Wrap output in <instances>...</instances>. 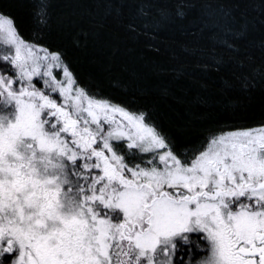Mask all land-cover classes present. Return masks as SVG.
<instances>
[{"label":"snow or ice","instance_id":"snow-or-ice-1","mask_svg":"<svg viewBox=\"0 0 264 264\" xmlns=\"http://www.w3.org/2000/svg\"><path fill=\"white\" fill-rule=\"evenodd\" d=\"M53 6L0 0V264H264V113L259 127L197 128L190 112L181 140L163 108L188 93L164 77L184 66L117 64L108 35L114 22L155 39L193 16L207 47L185 51L221 79L193 106L234 109L257 88L264 100V0H63L55 29ZM90 45L89 64L125 74L109 82L119 98L77 75L71 57Z\"/></svg>","mask_w":264,"mask_h":264},{"label":"trees","instance_id":"trees-1","mask_svg":"<svg viewBox=\"0 0 264 264\" xmlns=\"http://www.w3.org/2000/svg\"><path fill=\"white\" fill-rule=\"evenodd\" d=\"M63 0H54L52 8V25L55 29L59 21L63 18ZM31 9L28 6L20 8L16 15L18 21L21 23L22 30H27L30 26ZM199 21L193 16H190L183 22L171 24L162 28L155 39L141 35L139 38L131 37L125 32L120 25L110 22L111 31L108 35L117 38L121 47L122 55L117 61L127 62L130 68H135L141 73L151 72L154 67L160 66L165 69H174L180 65L184 66L187 73L179 81L173 79L171 75L164 77L165 82H170L173 85V91L177 95H183L187 92L185 104L174 105V110L164 107L163 110L167 113L164 119L165 126L181 140L188 137L181 136L179 128L185 123L182 117L190 112L203 113L205 119L198 121L197 128L209 127L214 125H234L236 127H259V121L262 119L264 113V100H262L259 88L252 93L239 94L240 104L234 109H225L216 105L211 100L206 108H198L193 106V102L197 95H210L218 92L221 86L220 76L215 72L204 73L203 69L198 66V60L203 57L189 55L185 49L198 50L207 47L205 38L198 35ZM257 27H259L257 25ZM257 40L260 38L259 31L252 34ZM247 41L241 44L243 50ZM153 45L159 49V52H154L149 47ZM127 49H132L131 54L127 53ZM94 54V50L89 46L87 51L74 52L71 60L77 75L80 77L82 83H87L89 75L95 77L102 87L106 95L119 98L120 92L109 86L111 79L122 77V73L118 67H114L111 75L105 74L102 67L91 65L88 62L89 56ZM257 61H259V52H256ZM206 81L209 85L208 91L204 92L199 88V83ZM235 95V93H234ZM180 113L178 116L176 113ZM171 120V123H170Z\"/></svg>","mask_w":264,"mask_h":264}]
</instances>
